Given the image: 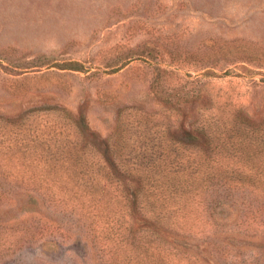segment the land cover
<instances>
[{
  "label": "rangeland",
  "instance_id": "rangeland-1",
  "mask_svg": "<svg viewBox=\"0 0 264 264\" xmlns=\"http://www.w3.org/2000/svg\"><path fill=\"white\" fill-rule=\"evenodd\" d=\"M234 162L264 163V0H0V225L33 237L0 264H264Z\"/></svg>",
  "mask_w": 264,
  "mask_h": 264
},
{
  "label": "trees",
  "instance_id": "trees-1",
  "mask_svg": "<svg viewBox=\"0 0 264 264\" xmlns=\"http://www.w3.org/2000/svg\"><path fill=\"white\" fill-rule=\"evenodd\" d=\"M196 130L210 145L212 139H208L211 135L209 130L216 131L215 135L217 136L211 147L215 148L219 155H232L236 153V150H240L238 154L243 153L240 149V143L246 138L248 139L247 131L250 129L241 120L236 121L218 117V120L212 126L209 124L200 125V129ZM189 135L192 136L190 132ZM215 173L217 177L215 182L219 186L221 195V202L217 204L231 206L236 200L245 206L251 207V204L254 203L257 205L256 207H264V163H228L218 166ZM140 184L141 180L137 176L136 184L133 185L132 189L135 195L140 188ZM131 195L133 196V194ZM0 200L2 203L4 202L3 205L8 207L16 202V199L11 197H3ZM13 231H16V233H13ZM30 234L32 233H27L20 224H15L12 227L10 225H0V237H5L4 242L0 241V244L6 242L7 245H15L20 241L21 243H29L32 242L33 238Z\"/></svg>",
  "mask_w": 264,
  "mask_h": 264
}]
</instances>
